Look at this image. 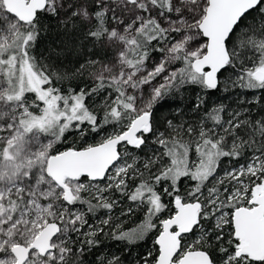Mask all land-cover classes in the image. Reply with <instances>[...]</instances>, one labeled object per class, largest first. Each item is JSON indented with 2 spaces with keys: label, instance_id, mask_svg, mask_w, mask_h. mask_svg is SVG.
<instances>
[{
  "label": "trees",
  "instance_id": "trees-1",
  "mask_svg": "<svg viewBox=\"0 0 264 264\" xmlns=\"http://www.w3.org/2000/svg\"><path fill=\"white\" fill-rule=\"evenodd\" d=\"M150 1L159 12L174 16L172 0ZM51 3L32 24L20 28L8 46L0 47V64L9 102L20 90H11L4 60H11L12 65L15 60L16 70L25 65V80L35 76L41 90L59 95L60 112L67 111L73 98L82 100L81 121L68 130L57 124V130L44 133L56 138L49 152L54 157L67 150L99 146L123 134L134 121V111L133 98L126 95L123 85L94 79L100 68L115 61V51L106 46L113 21L110 12L115 8L107 10L104 0H63L61 8L49 9ZM206 5L207 9L208 0ZM83 8L90 15L87 20L79 12ZM119 19L126 20V14ZM180 37L181 31L169 32L148 18L130 42L128 60L137 66L162 61L166 48ZM227 48L231 59L214 90L194 73V58L179 51L171 64L175 75L151 107L148 131L138 146L119 149L116 165L124 167L122 174L115 178L114 167L97 183L101 195L84 192L67 201L70 209L82 214L79 227L69 225L67 264H156L157 239L164 222L176 215L174 203L196 198L203 206L200 229L196 227L181 240L178 259L188 251H203L213 264H264L240 254L233 214L249 204L243 198L231 199L237 187L227 178L231 170L247 168L256 159L262 162L264 178V82L253 77L255 71H264V0L240 22ZM37 91L23 90L16 98L34 115L44 107ZM219 136L222 139L216 141ZM10 149L0 143V163L11 159ZM195 156L200 161L198 170L191 169ZM241 180L253 186L252 178ZM214 198L218 208L211 212L204 206L206 199ZM6 207L14 223L26 208V199L9 198ZM221 214L227 215V224H218Z\"/></svg>",
  "mask_w": 264,
  "mask_h": 264
},
{
  "label": "rangeland",
  "instance_id": "rangeland-1",
  "mask_svg": "<svg viewBox=\"0 0 264 264\" xmlns=\"http://www.w3.org/2000/svg\"><path fill=\"white\" fill-rule=\"evenodd\" d=\"M62 1L52 0L49 9L61 8ZM104 1L107 10L115 8L110 12L113 21L106 37V46L113 49L116 56L114 63L100 68L94 79L96 81L108 79L112 83L123 85L126 95L133 98L136 119L150 112L159 91L174 77L175 71L171 64L179 51H184L194 59L206 54L207 43L202 41L197 30L199 31V25L205 16L207 0H172L174 16H166L159 12L150 0ZM79 12L85 20L89 19L90 15L86 9L83 8ZM124 14L126 20L119 19L120 15ZM148 18L156 19L169 32L181 31V37L175 44L166 48L164 60L151 64L141 62L137 66L128 60L130 42ZM24 26L6 11L4 3L0 1V47L8 46ZM18 50L19 47L15 49ZM3 63L6 65V72H10L8 78L11 81V90H20L16 96L17 100L23 90L39 89L40 92H37L44 107L40 108L38 115H34L25 109V103L18 102L16 98L11 99V102L10 98L5 99L7 90L4 81L5 70L0 64V143L11 148V159L0 163V264H15L12 248L16 245H31L41 231L52 222L62 224L61 234L53 243L54 251L46 257L34 252L27 264H67L70 257L65 247L68 231L71 225L79 227L82 222L81 211L70 209L67 201L79 197L84 192L101 195L102 188L88 179L91 185L83 179L76 182L67 181V191L57 186L48 175V163L51 158L49 152L56 145V138L44 133L57 130V124L62 130H68L74 122L81 121L82 100L80 97L73 98L67 111L60 112L62 107L59 108V95L48 89L41 90L38 87L41 84L34 82L35 76L25 80V75L22 74L25 65L16 70L15 60L13 65L11 60H4ZM221 139L219 136L216 141ZM198 146L199 141L196 142L194 149ZM194 160L191 169L198 170L200 161L197 156ZM261 164L260 159H256L247 168L231 170L227 175V178L235 182L234 187H237V190H232L231 199L243 198L249 204L243 208L253 209L256 198L264 195ZM123 171L124 167L116 165L113 173L115 178ZM242 177L252 178L253 186L250 187L249 183L240 181ZM9 198L26 199V208L19 213L14 223L10 222L12 215L6 207ZM193 202H199V198ZM204 208H209L211 212L216 210L218 208L216 198L206 199ZM218 219V224H227L226 214H221ZM21 238L26 239L24 244H18Z\"/></svg>",
  "mask_w": 264,
  "mask_h": 264
},
{
  "label": "water",
  "instance_id": "water-1",
  "mask_svg": "<svg viewBox=\"0 0 264 264\" xmlns=\"http://www.w3.org/2000/svg\"><path fill=\"white\" fill-rule=\"evenodd\" d=\"M6 11L21 24H32L38 14L47 10L49 0H0ZM262 0H208V7L199 31L207 43L206 54L194 59V73L204 78L207 88L218 87L219 77L230 62L227 48L231 36L240 22L256 10ZM253 77L264 82V71L257 70ZM151 112L138 116L130 128L123 134L105 143L81 151L67 150L51 157L48 163V175L61 189L68 190L67 181L82 178L90 182L104 181L109 172L119 162L120 147L127 145L134 148L139 145L141 136L151 124ZM176 215L164 222L163 231L157 239L160 255L156 264H213L211 258L203 251H188L178 261L181 240L188 237L199 224L202 205L199 202L174 203ZM235 238L240 243V254L253 262H264V195L256 198L253 209L239 208L233 214ZM61 234V225L49 223L34 239L31 245H16L11 252L15 264H27L31 255L37 252L46 257L54 251L53 243Z\"/></svg>",
  "mask_w": 264,
  "mask_h": 264
}]
</instances>
